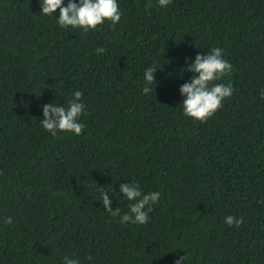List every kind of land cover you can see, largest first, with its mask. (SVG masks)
<instances>
[{"label": "trees", "instance_id": "16d2710c", "mask_svg": "<svg viewBox=\"0 0 264 264\" xmlns=\"http://www.w3.org/2000/svg\"><path fill=\"white\" fill-rule=\"evenodd\" d=\"M118 3L115 26L84 32L39 0H0V264H264V0ZM213 46L233 94L201 122L183 114L179 87L194 75L185 58ZM76 90L81 134L51 136L41 105ZM131 181L161 193L146 224H121L100 201L109 189L127 211L113 193Z\"/></svg>", "mask_w": 264, "mask_h": 264}, {"label": "clouds", "instance_id": "9594fccd", "mask_svg": "<svg viewBox=\"0 0 264 264\" xmlns=\"http://www.w3.org/2000/svg\"><path fill=\"white\" fill-rule=\"evenodd\" d=\"M40 14L54 18L55 22L64 29L69 27L79 28L84 32L94 30L105 21H110L111 26H115L121 19L122 12L118 0H39ZM161 8L167 7L172 0H156ZM147 7V6H146ZM59 9V13L56 10ZM97 54L105 52L104 47L95 49ZM220 47H210L207 52H198L194 58L186 57L185 71L194 73L192 77L179 87V92L183 97L182 112L185 116L204 122L211 117L221 106L226 98L233 94L231 83L218 82L231 72L232 65L223 55ZM157 67L148 66L143 71L142 94L151 95L153 85L157 84L154 73ZM83 93L76 90L72 93V98L65 105L48 102L41 105L42 117L40 126L51 136L55 137L58 132H68L80 135L84 123L81 116L87 112V106L82 101ZM264 99V90L259 92ZM108 190L100 193V201L104 210L111 217H118L119 223H130L136 225L146 224L149 220V213L153 206L159 202L161 193L157 191L144 192L138 182L121 183L118 192L123 194L122 198L129 201L127 211H121L120 207H111V198ZM4 224L13 222L11 216L3 217ZM225 224L239 227L243 222V217L227 215L224 217ZM91 260V257H87ZM185 256H180L174 264H183ZM61 264H81V258L64 255L61 257Z\"/></svg>", "mask_w": 264, "mask_h": 264}]
</instances>
